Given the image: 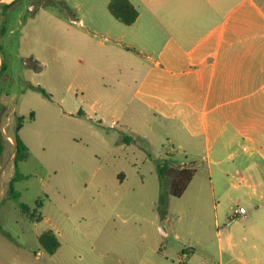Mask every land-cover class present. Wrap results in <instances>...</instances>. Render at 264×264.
Returning a JSON list of instances; mask_svg holds the SVG:
<instances>
[{
    "label": "crops",
    "instance_id": "crops-1",
    "mask_svg": "<svg viewBox=\"0 0 264 264\" xmlns=\"http://www.w3.org/2000/svg\"><path fill=\"white\" fill-rule=\"evenodd\" d=\"M105 1L103 17L71 20L76 54L88 67L75 74L82 96L55 102L25 87L35 114L29 123L65 129L70 146L114 159L135 157L134 148L144 151L159 132L173 145L175 137L184 139L180 148L200 142L214 187L213 166L227 154L232 162L219 171L226 191L246 195L250 207L230 215L245 225L218 232L217 264H264V0H129L139 12L131 26L114 18ZM20 136L30 149L24 127ZM9 147L15 148L5 144L0 156L10 171L0 163V198L14 177ZM129 176L114 173L121 182Z\"/></svg>",
    "mask_w": 264,
    "mask_h": 264
},
{
    "label": "rangeland",
    "instance_id": "rangeland-1",
    "mask_svg": "<svg viewBox=\"0 0 264 264\" xmlns=\"http://www.w3.org/2000/svg\"><path fill=\"white\" fill-rule=\"evenodd\" d=\"M63 1L65 5L27 2L6 50L15 74L9 87L14 94L3 99L4 122L10 119L7 134L14 133L16 115L25 117L24 135L31 147L28 158L18 162L24 178L15 181L12 190L6 188L0 198V264H217L218 232L223 235L231 225H245V220L239 222L230 215L239 206L250 207L246 195L226 191L219 171L232 162L227 154L219 157L225 163L213 166L214 187L205 160L207 150L200 142L180 148L181 138L175 137L173 145L171 138L159 132L144 151L134 148L135 157L126 152L114 159L70 146L65 129L29 123L31 103L22 94L26 82H39L55 102L82 96L75 74L88 67L76 54L77 24L71 20L89 18L91 13L103 17L107 2ZM8 99L13 103H6ZM114 139L109 137V142ZM5 144L15 146V139ZM8 150L11 155L15 148ZM5 158L0 163L6 170ZM159 160H170L177 168H197L182 197L168 193L156 170ZM119 170L127 171L129 179H116L114 173ZM21 204L30 207L36 222L22 212ZM48 229L58 233L61 244L55 255L37 240Z\"/></svg>",
    "mask_w": 264,
    "mask_h": 264
},
{
    "label": "trees",
    "instance_id": "trees-1",
    "mask_svg": "<svg viewBox=\"0 0 264 264\" xmlns=\"http://www.w3.org/2000/svg\"><path fill=\"white\" fill-rule=\"evenodd\" d=\"M30 0H15L10 4L4 3L0 0V54L2 58V64L0 67V156L4 151L6 136L2 132V127L5 124L4 120L7 118V112L5 110L4 97L10 98L14 92L9 89L11 79H14V73L9 68L8 56L6 50L10 45V35L20 24L21 17L25 10V5ZM32 1V0H31ZM45 5L61 4L65 5L63 0H46ZM109 12L118 21L126 26L133 25L139 12L136 7L129 0H110L108 4ZM26 88L38 91L44 96L50 98L47 91L41 86L33 85L30 82H26ZM34 113L29 115V120H33ZM25 117L16 115L14 117V133L9 136H13L15 139V174L10 183V190L13 189V183L24 176L18 170V162L26 160L28 158L29 149L20 136V132L24 127ZM156 170L161 181H163L168 187V193L176 198H180L186 192L190 184L192 183L197 168L193 166H183L180 168L174 167L170 160H159L156 164ZM19 197L16 196V198ZM164 206V199H160V209ZM21 210L24 214L28 215L34 222L36 219L32 214L30 207L26 204H21ZM39 221V220H38ZM40 246L50 255H55L60 248V241L58 235L52 229L44 231L39 237Z\"/></svg>",
    "mask_w": 264,
    "mask_h": 264
},
{
    "label": "built area",
    "instance_id": "built-area-1",
    "mask_svg": "<svg viewBox=\"0 0 264 264\" xmlns=\"http://www.w3.org/2000/svg\"><path fill=\"white\" fill-rule=\"evenodd\" d=\"M9 122H10V119H8V121L3 125L2 132L6 136L7 141H9L11 144H13L14 138L12 136H9L7 134V130H6L7 127L9 126ZM246 212H247V209L245 207L239 206L235 209V215H244V214H246Z\"/></svg>",
    "mask_w": 264,
    "mask_h": 264
}]
</instances>
